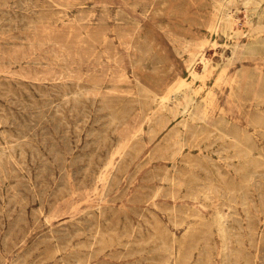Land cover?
<instances>
[{"label": "rangeland", "instance_id": "1", "mask_svg": "<svg viewBox=\"0 0 264 264\" xmlns=\"http://www.w3.org/2000/svg\"><path fill=\"white\" fill-rule=\"evenodd\" d=\"M244 3L0 0V264H264V0ZM218 21L190 85L228 136L178 116L122 147Z\"/></svg>", "mask_w": 264, "mask_h": 264}, {"label": "bare ground", "instance_id": "2", "mask_svg": "<svg viewBox=\"0 0 264 264\" xmlns=\"http://www.w3.org/2000/svg\"><path fill=\"white\" fill-rule=\"evenodd\" d=\"M254 0H252L253 2ZM256 2V1H255ZM251 3V4H255ZM260 2V1H259ZM246 3V0H245ZM244 3V5H245ZM247 9V7H246ZM226 11V10H225ZM247 11V10H246ZM245 12V11H244ZM258 12V11H257ZM256 13V12H255ZM243 14V13H242ZM248 14V13H247ZM232 10H227L224 14L226 23L228 24L230 18L232 17ZM249 16V15H248ZM247 16V17H248ZM254 17V16H253ZM244 18V17H243ZM249 18V17H248ZM262 18V17H260ZM82 19V18H81ZM241 19V18H240ZM246 20V19H244ZM260 20V19H259ZM249 21V20H248ZM205 22V21H204ZM252 22V21H251ZM250 22V23H251ZM203 23V22H202ZM249 23V24H250ZM263 23V22H262ZM208 24V22H207ZM244 24V23H241ZM259 24V23H258ZM219 21L215 23L214 25L207 26L208 30H210V36L208 38H199L194 41L193 48L191 49L192 56L189 59V62L187 61L184 65L181 61L179 63L173 64L172 63V69L171 72L174 73L173 79L165 84V90L164 93L159 97V100H156V95L153 96V101L156 102V106L154 108H151L148 113H146L144 117V123H141L138 125L137 128L133 130L129 138L127 139V142L123 144L122 147L127 145L129 141L134 140L139 133H142L144 130V124L152 122L154 126H159L160 128L167 127L168 124L173 120L177 119L178 116H181L180 119L176 122L178 126H175V132L182 136H184L185 133L189 134L192 133L195 134L198 129H200V132L202 131H208L212 132L213 130L220 134H224V132L221 131V129L218 126H215L213 124L214 117H212L208 112V105L211 102L208 98H203L201 101H198L196 98V95L198 91H196L190 83L194 81L195 79H200L204 81L207 77H209L215 70V66L213 65V60L211 57H207L203 53V48L205 46H216L218 44V41L216 39L215 34L219 31ZM237 25V24H236ZM240 25V24H239ZM237 25V26H239ZM262 25V24H261ZM264 25V24H263ZM262 25V26H263ZM206 26V24H205ZM243 27V25L241 26ZM256 27V26H255ZM226 28H230L229 25H227ZM251 28V27H250ZM232 31H234V34H239L237 28H231ZM241 29V28H240ZM261 29V27H260ZM264 29V28H263ZM32 31V30H31ZM245 31V30H244ZM252 31V30H251ZM172 33V32H170ZM34 34V33H33ZM169 34V32H168ZM190 34V33H189ZM121 35V34H120ZM85 36V35H84ZM99 36V35H98ZM128 36V35H127ZM243 37V36H242ZM30 38V37H29ZM33 38V37H32ZM85 38V37H84ZM185 38V37H184ZM28 40V38H27ZM47 40V39H46ZM187 40V38H186ZM261 40V39H260ZM29 41V40H28ZM264 41V38H263ZM30 42V41H29ZM185 42V41H184ZM262 42V41H261ZM55 43V42H54ZM125 43V42H123ZM131 43V42H130ZM190 43V42H189ZM41 44V43H40ZM60 44V43H59ZM127 44V43H126ZM96 45V44H95ZM94 45V46H95ZM133 45V44H132ZM182 45V44H181ZM41 46V45H40ZM187 46V45H186ZM237 46V45H236ZM188 47V46H187ZM34 48V47H33ZM52 48V47H51ZM186 49V48H185ZM251 50V49H250ZM248 51V50H247ZM234 49H231V53L233 54ZM255 52V50H254ZM121 53V52H120ZM197 56V57H194ZM219 57L222 59V61H225L227 64L231 62V56H227L223 52L219 53ZM110 59V58H109ZM201 64L202 69L198 70L196 68L197 62ZM69 64V63H68ZM81 64V63H80ZM98 65V64H97ZM117 65V64H116ZM104 66V65H103ZM102 66V67H103ZM124 66V65H123ZM133 66V65H132ZM122 67V66H121ZM227 65H224L221 67L217 74V79L224 78L227 82H229V78L227 75H225ZM247 67V66H246ZM135 68V67H134ZM134 73V72H132ZM184 73H187V76L190 78L188 81L187 76H183ZM225 76V77H224ZM138 77V76H137ZM187 77V78H186ZM136 81H138L136 79ZM150 87V86H149ZM151 88V87H150ZM209 101V102H208ZM212 125L213 129H210L208 126ZM153 126V127H154ZM208 127V128H207ZM153 129V128H152ZM154 130V129H153ZM152 130V131H153ZM149 132V131H148ZM173 133V132H172ZM222 136V135H221ZM224 136H228L224 134ZM231 136V135H230ZM229 136V137H230ZM177 137V136H176ZM150 138V137H149ZM154 138V137H153ZM179 138V137H178ZM177 138V139H178ZM125 139V138H124ZM180 139V138H179ZM223 139V138H222ZM230 139V138H229ZM183 141V139H181ZM231 140L233 143L237 145L238 141L231 137ZM181 141V142H182ZM144 142V141H143ZM231 142V143H232ZM136 143V142H134ZM133 143V144H134ZM225 144V143H224ZM135 146V145H134ZM182 147V146H180ZM226 148V147H225ZM234 148V146H233ZM224 149V148H223ZM248 149V148H247ZM178 150V149H177ZM180 150V149H179ZM241 150V149H240ZM239 150V151H240ZM250 151V150H249ZM179 152V151H178ZM243 152V151H242ZM177 153V152H175ZM229 153V152H228ZM245 154V153H244ZM237 155V154H236ZM253 155V154H252ZM206 156V155H205ZM239 156V155H237ZM245 157V156H244ZM238 158V157H237ZM174 160V159H173ZM185 162V161H184ZM190 164V163H189ZM173 165V164H172ZM253 166V165H252ZM168 169V168H167ZM239 169V168H237ZM236 169V170H237ZM242 170V169H241ZM243 170H245L243 168ZM177 171V170H175ZM174 171V172H175ZM247 172V171H245ZM244 172V173H245ZM254 172V171H253ZM251 173V172H250ZM167 177V176H166ZM176 178V177H175ZM249 178V177H248ZM252 178V177H251ZM253 178L252 180H254ZM250 180V178H249ZM174 182V181H173ZM178 182V181H177ZM254 182V181H253ZM179 186V185H178ZM173 187V186H172ZM219 189V188H217ZM221 189V188H220ZM232 193V192H230ZM223 194V193H222ZM221 196V195H220ZM225 197V196H224ZM229 200V199H228ZM220 201V200H219ZM154 203V202H153ZM155 204V203H154ZM223 205V204H222ZM225 205V203H224ZM222 212V211H220ZM228 216V215H227ZM227 219V217H225ZM224 225V224H223ZM226 227V226H225ZM227 229V228H226ZM194 231V230H193ZM227 234V233H226ZM203 237V236H202ZM201 238V237H200ZM174 239V238H173ZM172 239V240H173ZM171 240V239H170ZM196 240V239H195ZM174 242V240H173ZM259 245V244H258ZM257 245V246H258ZM168 247V246H167ZM195 247H193L194 249ZM170 250V249H169ZM166 251V249H165ZM164 251V252H165ZM166 256V255H165ZM166 260V259H165Z\"/></svg>", "mask_w": 264, "mask_h": 264}]
</instances>
